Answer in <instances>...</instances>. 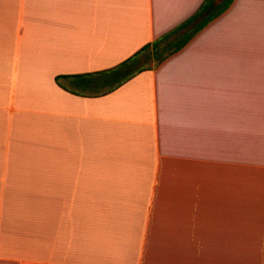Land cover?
Wrapping results in <instances>:
<instances>
[{
	"label": "crops",
	"instance_id": "obj_1",
	"mask_svg": "<svg viewBox=\"0 0 264 264\" xmlns=\"http://www.w3.org/2000/svg\"><path fill=\"white\" fill-rule=\"evenodd\" d=\"M203 1L0 0V264H264V0Z\"/></svg>",
	"mask_w": 264,
	"mask_h": 264
},
{
	"label": "trees",
	"instance_id": "obj_2",
	"mask_svg": "<svg viewBox=\"0 0 264 264\" xmlns=\"http://www.w3.org/2000/svg\"><path fill=\"white\" fill-rule=\"evenodd\" d=\"M231 1L232 0H222L220 3L215 5L214 4V0H204L203 3L201 4V6L199 7L198 11H196V13H194V15H192L189 19L184 21L180 26L176 27L175 29H172V31H170L169 33L164 35V37H162V38H165V37L169 36L171 33H173L175 31L185 27V25L189 21H191L192 19H194L198 15L205 14L204 17L202 18V20L194 28V31L199 30L207 22H209L210 20H212L213 18L218 16L221 12H223L226 9V7L230 4ZM187 37L188 36L185 35L184 38L181 41H179L170 50V52H173V51H176V50L180 49L186 43ZM158 41L159 40H156V41L152 42L151 44L148 43V44L144 45L138 51H136L133 55H131L130 57L126 58L125 60L120 62L115 67L109 69L108 71H104L106 73H110L111 74V76L113 77L114 83L111 84L110 86H108L102 92H106V91H110V90L114 89L116 86H118L119 84H121L122 82L126 81L131 76H133L135 73H137L140 70V68H141V67L136 65L137 64L138 54H140V52H142L143 50L147 49L150 46H153L152 48L155 49ZM104 72H102V73H104ZM60 77H68V76H65V75L56 76L55 77L56 81H58Z\"/></svg>",
	"mask_w": 264,
	"mask_h": 264
},
{
	"label": "rangeland",
	"instance_id": "obj_3",
	"mask_svg": "<svg viewBox=\"0 0 264 264\" xmlns=\"http://www.w3.org/2000/svg\"><path fill=\"white\" fill-rule=\"evenodd\" d=\"M185 36V32L181 31L179 34H177V36H171L168 39H165L164 41H162L161 43H159L158 46V53L156 54H151V47H148L147 49L143 50L142 52H140V54H138L137 57V64L136 65H142V66H153L156 62L157 59L162 56V54H164L165 52L168 51V48L165 50H163L164 46L167 43H170L171 41H173L171 43V45L169 46V49L174 47L179 41H181ZM161 48H163L162 50H160Z\"/></svg>",
	"mask_w": 264,
	"mask_h": 264
},
{
	"label": "water",
	"instance_id": "obj_4",
	"mask_svg": "<svg viewBox=\"0 0 264 264\" xmlns=\"http://www.w3.org/2000/svg\"><path fill=\"white\" fill-rule=\"evenodd\" d=\"M222 0H216V3H219V2H221Z\"/></svg>",
	"mask_w": 264,
	"mask_h": 264
}]
</instances>
